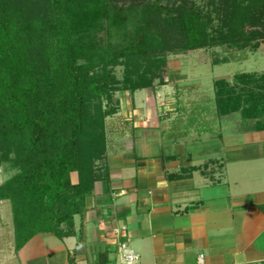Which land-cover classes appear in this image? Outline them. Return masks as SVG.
<instances>
[{
    "label": "trees",
    "instance_id": "obj_1",
    "mask_svg": "<svg viewBox=\"0 0 264 264\" xmlns=\"http://www.w3.org/2000/svg\"><path fill=\"white\" fill-rule=\"evenodd\" d=\"M211 4L215 25L189 0H0V168L13 172L0 201L10 204L16 249L38 234L73 236L85 193L108 178L116 92L164 86L168 54L264 43L263 2ZM215 110L237 134L264 130V76L216 81Z\"/></svg>",
    "mask_w": 264,
    "mask_h": 264
},
{
    "label": "crops",
    "instance_id": "obj_2",
    "mask_svg": "<svg viewBox=\"0 0 264 264\" xmlns=\"http://www.w3.org/2000/svg\"><path fill=\"white\" fill-rule=\"evenodd\" d=\"M149 109L133 110L126 132L106 130L108 178L85 193L73 236L38 234L16 249L0 212V264H118L121 225L136 264H199L200 255L201 264H264V130L217 133L220 158H195L154 147L165 128L156 117L143 123Z\"/></svg>",
    "mask_w": 264,
    "mask_h": 264
},
{
    "label": "rangeland",
    "instance_id": "obj_3",
    "mask_svg": "<svg viewBox=\"0 0 264 264\" xmlns=\"http://www.w3.org/2000/svg\"><path fill=\"white\" fill-rule=\"evenodd\" d=\"M189 1L212 14L215 4L212 5L211 2L217 0ZM258 1L263 2L264 5V0ZM163 2L175 5L178 0H163ZM188 4L190 3L188 2ZM222 12H218V16L222 15ZM215 16V13L212 14L214 25L218 23ZM114 73L118 79L121 78L122 68H115ZM237 74L264 76V43H261L254 51L217 46L186 53L168 54L167 68L164 74L165 85H155V89L138 90L133 94L116 92L113 98L118 99L119 110L117 114L107 118L106 130L128 131L127 123L131 121L133 110L143 111V109L153 106V112L147 113V117L142 119L145 121L143 123L148 126L152 117H156L159 118L160 126L165 128L162 139H158L159 134L156 135L154 147H163V150L170 151L176 149L177 145L178 148L186 150V153L196 155L195 158L208 159L209 156L213 159L220 158L221 142L215 139L216 134H226L231 138L242 135L237 134L234 122L218 119L215 112V82L224 79L233 83V78ZM141 114L139 120L143 117ZM157 132L159 133V131ZM135 149H137L136 146ZM12 173L0 168V183ZM1 211L9 224H12L11 208L8 201H0ZM0 226L6 225L0 223ZM12 237L14 240V233ZM112 254L119 263L120 255H117L116 248L113 249Z\"/></svg>",
    "mask_w": 264,
    "mask_h": 264
},
{
    "label": "built area",
    "instance_id": "obj_4",
    "mask_svg": "<svg viewBox=\"0 0 264 264\" xmlns=\"http://www.w3.org/2000/svg\"><path fill=\"white\" fill-rule=\"evenodd\" d=\"M127 228L124 225L118 226L113 229L115 238L117 239L116 250L117 255H120V260L118 264H136L138 262V254L132 250L128 243L126 237ZM202 255L199 256V264H201Z\"/></svg>",
    "mask_w": 264,
    "mask_h": 264
}]
</instances>
